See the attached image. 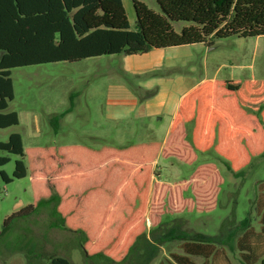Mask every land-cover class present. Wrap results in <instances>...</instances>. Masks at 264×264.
<instances>
[{"label":"trees","instance_id":"trees-1","mask_svg":"<svg viewBox=\"0 0 264 264\" xmlns=\"http://www.w3.org/2000/svg\"><path fill=\"white\" fill-rule=\"evenodd\" d=\"M157 3L162 14L133 0L136 31H132L123 0H0V129L20 123L18 114L9 112L15 98L13 69L211 46L214 40L231 37L264 36V0ZM178 22L189 26L178 33L172 25ZM210 150L235 175L254 158L264 156V80L201 83L182 98L164 144L151 142L121 151L108 147L93 151L81 146L44 149L42 174L51 193L40 204L56 200V213L64 227L83 235L88 257L121 264L145 236L148 220L153 223L158 218V203L171 188L166 183L153 184L156 173L152 162L161 153L163 159L173 158L187 165L190 158L197 160L196 153ZM0 151L20 158L13 178L0 171L2 181L7 185L14 179L26 178L21 135L12 134L7 142L0 141ZM9 162L8 157L0 158V167ZM97 166V172L91 171L90 167ZM208 167L201 165L194 173ZM95 181L97 187L89 183ZM260 191L259 228L248 219L237 240L243 264H264V183ZM40 204L15 213L5 226L18 218L31 217ZM183 251L171 254L167 264H234L224 248L211 242H185ZM194 258L203 261L199 263ZM51 264L72 263L64 257H54Z\"/></svg>","mask_w":264,"mask_h":264},{"label":"rangeland","instance_id":"rangeland-1","mask_svg":"<svg viewBox=\"0 0 264 264\" xmlns=\"http://www.w3.org/2000/svg\"><path fill=\"white\" fill-rule=\"evenodd\" d=\"M138 1L162 14L157 0ZM123 3L130 28L136 31L133 0ZM172 25L180 33L189 23ZM167 55L166 77L176 83L181 81L185 88L205 78L264 80V36L214 40L211 46L197 45ZM125 58L104 56L12 70L15 98L9 112H16L20 123L0 129V141L7 142L12 134L21 135L28 174L7 185L0 178V264H51L54 257H64L72 264H114L103 257L87 256L83 235L64 227L56 213L55 199L40 204L51 193L42 174V152L68 146H84L93 151L105 147L122 150L163 141L169 129L167 116L162 122L151 124L153 132H146L125 106L126 95L137 93L136 82L125 73ZM119 114L124 117H117ZM191 128L189 124L190 141ZM196 156L197 160L190 158L187 165L173 158L158 160L155 179L171 188L158 203V218L153 223L148 220L145 236L121 264H167L171 254L184 253L185 242L195 241L222 247L234 264H243L237 240L248 219L259 228L257 200L264 183V156L254 158L238 175L212 150ZM2 157L10 158V162L0 171L13 178L20 158L0 151ZM201 165L210 167L194 173ZM90 169L97 172L99 166ZM35 172L40 175L35 176ZM89 183L98 186L97 181ZM39 204L31 217L18 218L5 226L15 213Z\"/></svg>","mask_w":264,"mask_h":264},{"label":"crops","instance_id":"crops-1","mask_svg":"<svg viewBox=\"0 0 264 264\" xmlns=\"http://www.w3.org/2000/svg\"><path fill=\"white\" fill-rule=\"evenodd\" d=\"M196 46L197 45L164 50H153L150 53L144 55L125 56V73H129L132 76L134 82H136L135 91L137 92L135 95H126L127 104L125 106L130 108V113L132 117H136L137 120L142 123V127H144V131L146 132L154 131V127L151 126V124H154V121L162 122L166 116L168 117L169 129L163 141L160 142L162 144H164L169 137L171 126L178 113L182 98L189 92H191L193 89H195L197 86H199L201 83L209 80H216L205 78L202 79V81L198 84L189 88H185L181 81L176 83L172 79L166 77L169 69V65L167 64V54L173 51H177L179 49L191 47L193 48ZM152 73L153 76L151 75ZM124 96L125 95L122 94L123 98ZM117 117L123 118L124 115L119 114ZM132 147H128L126 149ZM159 159H163L161 153L158 158L154 162H152V167L154 171L158 167L157 163ZM157 176L158 174L153 177V184L155 182L164 183L155 179Z\"/></svg>","mask_w":264,"mask_h":264}]
</instances>
